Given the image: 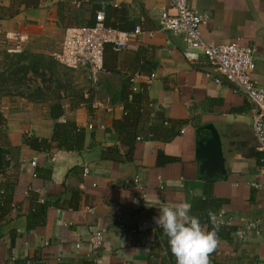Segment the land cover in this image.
<instances>
[{
    "label": "crops",
    "instance_id": "crops-1",
    "mask_svg": "<svg viewBox=\"0 0 264 264\" xmlns=\"http://www.w3.org/2000/svg\"><path fill=\"white\" fill-rule=\"evenodd\" d=\"M169 5L0 0V39L11 47L5 33L27 35L20 56L38 73L26 69L22 91L0 96V147L11 150L0 183H14L0 220L2 264H176L153 218L161 205L185 201L206 231L213 230L208 211L215 214L218 244L209 264H264L254 110L230 84L214 82L218 75L205 59L184 60L181 37L159 27V11ZM189 6L206 17L201 37L208 45L254 49L251 78L264 90V0H189ZM98 13L106 27L132 33L139 26L141 33L120 51L106 46L95 84L84 69L75 72L77 81L63 79L49 57L67 28L91 26ZM95 102L102 107L92 108ZM56 123L73 124V148L51 142ZM214 133L221 167L198 157ZM25 138L51 147L34 150ZM99 229L102 244L93 251L89 239Z\"/></svg>",
    "mask_w": 264,
    "mask_h": 264
},
{
    "label": "built area",
    "instance_id": "built-area-1",
    "mask_svg": "<svg viewBox=\"0 0 264 264\" xmlns=\"http://www.w3.org/2000/svg\"><path fill=\"white\" fill-rule=\"evenodd\" d=\"M76 6L79 4L76 3ZM158 23L161 31L181 37L184 45L182 55L188 64L197 65L201 59H205L218 75L214 78L216 84L224 80L246 97L254 110L252 129L257 142L256 153L259 155L261 171L264 173V90L256 87L251 78L254 49L242 46L238 42L208 45L201 37V28L206 23V17L196 14L189 6V0H170L169 7L159 11ZM140 33L139 26H136L132 33L106 27L104 15L98 13L95 23L91 26L67 28L59 50L52 54V57L64 68L84 69L88 73V79L95 84L103 71L106 46L111 45L114 51H120L126 47L132 35ZM3 38L7 43H12L11 48L7 49L9 54L21 53L22 46L28 40L27 35L19 31L7 32ZM135 80L136 75L129 79L130 90L133 92L137 90L134 85ZM98 107H102L99 102L92 104V108ZM31 165L35 166L34 160ZM84 173L86 175L87 171L85 170ZM139 202L140 198L134 201V203ZM115 209L120 210L119 207ZM246 227L256 230L254 223H248ZM117 230L124 231L125 227L120 225ZM104 232V229H99L90 237L89 242L93 251L100 248Z\"/></svg>",
    "mask_w": 264,
    "mask_h": 264
},
{
    "label": "clouds",
    "instance_id": "clouds-1",
    "mask_svg": "<svg viewBox=\"0 0 264 264\" xmlns=\"http://www.w3.org/2000/svg\"><path fill=\"white\" fill-rule=\"evenodd\" d=\"M187 201L174 205H161L154 223L162 229L168 248L176 264H209L208 254L218 244L216 217L211 211L207 215L213 230L206 231L197 216L191 214Z\"/></svg>",
    "mask_w": 264,
    "mask_h": 264
},
{
    "label": "trees",
    "instance_id": "trees-1",
    "mask_svg": "<svg viewBox=\"0 0 264 264\" xmlns=\"http://www.w3.org/2000/svg\"><path fill=\"white\" fill-rule=\"evenodd\" d=\"M15 56L18 57V60L13 65H2L3 68H0V96L7 95L8 92L13 90L16 93L22 91L23 83L26 80V69H31L32 74L38 76L35 67L26 66L20 55ZM73 130L74 126L71 123H65L64 125L56 123L54 125L51 142H56L58 148H73L71 145L73 141L71 138ZM24 143L34 150H49L51 147L46 140H38L37 138H25ZM10 151L9 148L0 147V176H4L5 170L10 163ZM13 185L14 183L7 185L0 183V220L3 218L7 207L11 205L12 195L9 192H11ZM165 242L168 248L167 239Z\"/></svg>",
    "mask_w": 264,
    "mask_h": 264
},
{
    "label": "rangeland",
    "instance_id": "rangeland-1",
    "mask_svg": "<svg viewBox=\"0 0 264 264\" xmlns=\"http://www.w3.org/2000/svg\"><path fill=\"white\" fill-rule=\"evenodd\" d=\"M10 46L6 47V44L0 39V68H3L2 65H13L18 59V57H15V55H21L23 53V50L19 54H9L7 52V49H9ZM11 48V47H10ZM49 59L51 61H54V59L50 56ZM57 64V63H56ZM56 68L58 70L57 73H60L64 78L72 79L73 81H77L79 78V75L75 73L78 70H70L67 68H64L60 65H56ZM49 79V78H48Z\"/></svg>",
    "mask_w": 264,
    "mask_h": 264
},
{
    "label": "water",
    "instance_id": "water-1",
    "mask_svg": "<svg viewBox=\"0 0 264 264\" xmlns=\"http://www.w3.org/2000/svg\"><path fill=\"white\" fill-rule=\"evenodd\" d=\"M204 156L211 159L216 165L222 166V153L220 149V141L217 134H213V137L206 141L205 147H202L198 151V157L204 159Z\"/></svg>",
    "mask_w": 264,
    "mask_h": 264
}]
</instances>
